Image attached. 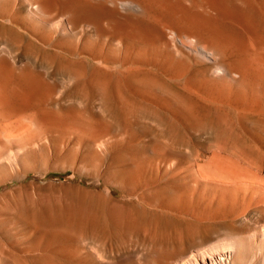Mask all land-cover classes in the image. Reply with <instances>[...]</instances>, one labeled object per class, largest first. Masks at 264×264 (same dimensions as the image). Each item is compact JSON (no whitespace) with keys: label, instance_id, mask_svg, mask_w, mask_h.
Returning a JSON list of instances; mask_svg holds the SVG:
<instances>
[{"label":"rangeland","instance_id":"1","mask_svg":"<svg viewBox=\"0 0 264 264\" xmlns=\"http://www.w3.org/2000/svg\"><path fill=\"white\" fill-rule=\"evenodd\" d=\"M135 2L0 0V109L18 127L0 150L20 148L17 177L0 176L12 264H172L262 240L264 193L216 167L264 184V0Z\"/></svg>","mask_w":264,"mask_h":264},{"label":"bare ground","instance_id":"2","mask_svg":"<svg viewBox=\"0 0 264 264\" xmlns=\"http://www.w3.org/2000/svg\"><path fill=\"white\" fill-rule=\"evenodd\" d=\"M124 1L125 3H129V4H133L134 6H136V2L135 0H122ZM172 1V0H171ZM113 2V1H112ZM142 3V2H141ZM26 4V3H25ZM136 4V5H135ZM150 4V3H149ZM225 4V2H224ZM125 5V4H124ZM132 5V6H133ZM130 6V5H129ZM145 6V5H144ZM155 6V5H154ZM126 7V6H125ZM146 7V6H145ZM174 7V6H173ZM148 9V8H147ZM141 10V9H139ZM29 11V10H28ZM52 11V7L48 4V5H42L41 4V12L43 14V16H47L51 13ZM254 11V10H253ZM139 12V11H138ZM134 14V13H133ZM136 14V13H135ZM177 14V13H176ZM28 15L34 19L37 24L40 23V25L47 28H49L50 30H54V32H66L68 33V31L71 32V30L73 29V27L69 26L66 21L64 19H59L57 21H50V20H47L46 18H36L31 12H28ZM145 15V14H144ZM151 16V15H150ZM29 17V18H30ZM176 18V17H175ZM153 19V18H152ZM161 20V19H160ZM149 21V19H148ZM153 21V20H152ZM157 21V20H156ZM173 21V20H172ZM264 21V20H263ZM158 22V21H157ZM160 22V21H159ZM152 23V22H151ZM170 23V22H169ZM118 24V23H117ZM124 24V23H123ZM137 26V25H136ZM170 26V25H169ZM165 27V25H164ZM167 27V26H166ZM220 27V26H219ZM223 27V26H222ZM175 28V27H174ZM194 28V27H193ZM203 28V27H202ZM40 29V28H39ZM48 29V30H49ZM95 29V28H94ZM119 29V28H118ZM166 29V28H165ZM170 29V28H169ZM210 29V28H209ZM215 29V28H214ZM81 30V29H80ZM193 31V30H192ZM212 31V30H211ZM214 31V30H213ZM73 32V31H72ZM174 34V33H173ZM215 35V34H214ZM200 36V35H199ZM143 37V36H142ZM189 36L187 35H184L182 37V39H180L181 41L180 42H185L186 40V43H187V39H188ZM214 37V36H213ZM170 38V37H169ZM174 38V37H173ZM215 39V38H214ZM38 40V39H37ZM229 40V39H228ZM120 41V40H119ZM118 41V42H119ZM172 41V40H171ZM133 42V41H132ZM194 42V41H193ZM134 43V42H133ZM217 43V42H216ZM121 44V43H120ZM181 44H184V43H181ZM212 44V43H211ZM220 44V43H219ZM172 45V44H171ZM187 45V44H186ZM185 45V46H186ZM145 46V45H144ZM183 46V45H182ZM188 46V45H187ZM189 46L190 47H187L189 48L190 50L194 51L195 53H198L200 54L202 57L204 58H210V52H207L205 49H206V46L204 48V45L203 47L200 46V45H193L192 46V43L189 42ZM176 49V48H175ZM182 51V50H181ZM177 52V51H176ZM189 52V50H188ZM213 52V51H212ZM197 57V56H196ZM251 61V58L249 59ZM248 60V61H249ZM142 63V62H141ZM183 64V63H182ZM2 66V65H1ZM136 68V67H135ZM220 68V66H216V69ZM132 70V69H131ZM130 71V70H129ZM134 71V70H133ZM134 73V72H133ZM218 73V72H217ZM71 74V73H70ZM128 74V73H127ZM137 74V73H136ZM135 75V73H134ZM221 76V75H220ZM131 77V76H130ZM137 77H138V74H137ZM143 77V76H142ZM142 80V78H141ZM99 82V81H98ZM96 82V83H98ZM10 84V83H9ZM41 85V84H40ZM53 85V84H52ZM99 85V84H98ZM42 86V85H41ZM48 86V85H47ZM7 88V87H6ZM25 90V89H24ZM83 91V89H82ZM39 92V91H38ZM45 94V93H44ZM2 95V94H1ZM9 96V95H8ZM29 98V97H28ZM25 99V98H24ZM23 99V100H24ZM15 100V99H14ZM18 100V99H17ZM59 101V100H58ZM23 102V101H22ZM30 104V103H29ZM16 105V104H15ZM25 105V103H24ZM28 105V104H27ZM37 105H39L37 103ZM24 108V107H23ZM32 108V107H31ZM30 108V109H31ZM42 108V107H41ZM40 108V109H41ZM260 108V107H259ZM34 109V107H33ZM47 109V108H46ZM261 109V108H260ZM259 109V110H260ZM27 110V109H26ZM254 111V110H253ZM252 111V112H253ZM264 111V110H263ZM55 112V111H54ZM8 113V111H7ZM5 111L1 110L0 109V142L1 140L3 141V139H8L10 141L9 138L11 137H14L18 134H16V130L17 129L14 127V125H12V123H14V121H16V119L14 121L10 120V117L8 114H7ZM15 113V112H14ZM33 113V112H32ZM49 113V112H48ZM62 112H60L61 114ZM254 113V112H253ZM263 113V112H262ZM46 114V113H45ZM26 115V114H24ZM32 115V114H30ZM29 115V116H30ZM79 115V114H78ZM28 116V117H29ZM57 116V114H56ZM62 116V115H61ZM59 115V117H61ZM27 117V116H26ZM25 117V118H26ZM27 117V118H28ZM33 117V115H32ZM52 117V116H51ZM79 117V116H78ZM20 118V117H19ZM22 118H23V115H22ZM42 118V117H40ZM66 118V117H65ZM64 118V119H65ZM259 118V117H258ZM257 118V119H258ZM21 119V118H20ZM32 121H33V118H31ZM36 119V118H35ZM60 119V118H59ZM261 119V118H259ZM19 120V119H18ZM17 120V122H19ZM12 121V122H10ZM24 121V120H23ZM21 122V121H20ZM29 123V121H26ZM74 122V121H73ZM27 123V126H29V124ZM38 123V122H37ZM54 123V122H53ZM62 123V122H61ZM18 124V123H17ZM22 124V123H21ZM20 124V125H21ZM24 124H25V121H24ZM46 124V123H45ZM44 124V125H45ZM39 125V123H38ZM31 126V125H30ZM66 126V125H65ZM23 127V126H22ZM37 127V126H36ZM41 127V126H40ZM34 128V127H33ZM50 128V127H49ZM41 129V128H40ZM39 129V130H40ZM24 130V129H23ZM26 130V129H25ZM24 130V132H25ZM32 130V128H31ZM38 130V129H37ZM48 130V129H47ZM52 130V129H51ZM58 130V129H57ZM74 130V129H73ZM84 130V129H83ZM33 131V130H32ZM18 132V131H17ZM41 132V131H40ZM37 131V133H40ZM19 133V132H18ZM21 133V132H20ZM30 133V131H29ZM44 133V132H43ZM15 134V135H14ZM22 134V133H21ZM26 133H24L23 136H25ZM31 134V133H30ZM35 134V133H33ZM20 135V134H19ZM36 135V134H35ZM34 135V136H35ZM27 136V135H26ZM43 136V135H42ZM46 136V135H45ZM33 137V136H32ZM28 138V137H27ZM12 139V138H11ZM14 140H18L17 138H13ZM23 139V137H22ZM30 139V137H29ZM28 139V140H29ZM24 140V139H23ZM25 140H27L25 138ZM31 140V139H30ZM35 140V139H34ZM42 140V139H41ZM6 141V140H5ZM4 142V141H3ZM23 142V141H22ZM21 142V143H22ZM2 143V142H1ZM19 143V141H18ZM6 144V142H5ZM11 144V142H10ZM20 144V143H19ZM18 145V144H17ZM7 146V145H6ZM11 146V145H10ZM16 146V145H15ZM3 147V145H2ZM1 147V148H2ZM35 147V146H34ZM27 148V147H26ZM4 150V149H3ZM0 150V173H2L0 176H3V175H6L4 176L3 179H5L6 177H10L12 174H14L16 171H17V168L19 166V153H20V148L17 147L13 150V148H11V151L10 149L9 150ZM27 156V155H26ZM212 161V160H211ZM218 162V161H217ZM220 162V161H219ZM224 162V161H223ZM229 163V162H228ZM238 163V162H237ZM216 164H219V163H216ZM221 164H222V161H221ZM239 164V163H238ZM211 166V165H210ZM216 166V165H215ZM214 166V167H215ZM247 166V165H246ZM250 166V165H249ZM209 167V166H208ZM20 168V167H19ZM217 171L219 172V177H223L224 181H222L223 183L226 181L228 182L229 184L231 185H235L237 186L236 184H243V186H254V187H257L258 189L261 190V192L264 193V184L259 182V179L257 178L258 175L255 174V173H252L251 172H248V171H241V170H245L244 168L242 169L241 167V170H230V169H226V168H219V166L217 165ZM211 169V168H210ZM247 169V168H246ZM20 171V170H19ZM18 171V172H19ZM209 171V170H208ZM17 172V173H18ZM216 172V170H215ZM207 173V172H206ZM16 174V173H15ZM14 174L15 177H17L16 175ZM201 174V173H200ZM209 174V173H208ZM213 174V173H211ZM216 174V173H215ZM214 174V175H215ZM257 175V176H256ZM12 177V176H11ZM10 177V178H11ZM215 177V176H214ZM6 178V179H7ZM262 178V177H261ZM215 179V178H214ZM217 179V178H216ZM0 181L1 183L3 181ZM219 180V179H217ZM213 181V180H212ZM218 182V181H217ZM219 183V182H218ZM226 184V183H225ZM227 185V184H226ZM242 186V187H243ZM252 188V187H250ZM245 190V189H244ZM239 193V192H238ZM260 193V192H259ZM258 193V194H259ZM255 194H256V190H255ZM228 195V194H227ZM225 196V195H224ZM226 197V196H225ZM233 197V196H232ZM246 197V196H245ZM226 199V198H225ZM263 199V198H262ZM235 200V199H234ZM249 206V205H248ZM16 212V209L14 210V208L10 205V207L7 205L6 206H3V207H0V218H6V220L8 219L9 221L8 222H11L14 215H15V212ZM242 214V213H241ZM244 214V213H243ZM16 218V217H15ZM5 220V221H6ZM11 220V221H10ZM13 220H16V219H13ZM13 222V221H12ZM8 224V223H7ZM10 224V223H9ZM13 228V227H12ZM2 231V230H1ZM26 233V232H25ZM232 236V235H231ZM256 236V235H255ZM259 236V235H258ZM257 236V237H258ZM4 237V236H3ZM257 239V238H256ZM261 241H257V243H254L252 242H246L241 240L239 237H225L224 239L222 238V241L220 240V242L218 241V243L215 242V244H212L210 246H207L206 249H203V250H197L195 251L194 254H192L191 256H189L188 258L186 257V259H175L172 261V264H249L250 261L249 259H244V256L247 255V256H250L248 255V253L254 249V250H257V251H260L261 252V257H262V260H261V264H264V231L261 233ZM101 242V241H100ZM244 242V243H243ZM8 243L9 242H1L0 241V264L1 263H6V264H12V261L14 263V258L11 259L12 257L8 256V253H9V249H8ZM10 244V243H9ZM245 244V245H244ZM256 244V245H255ZM12 246V244H10ZM32 245V244H31ZM60 245V244H59ZM86 246V245H85ZM15 247V246H14ZM95 250V249H94ZM253 250V252H254ZM86 251V250H85ZM49 252V251H48ZM93 252V251H92ZM194 252V251H193ZM256 252V251H255ZM15 253V252H14ZM252 253V252H251ZM11 254V253H10ZM31 254V253H30ZM41 254V253H40ZM14 255V254H13ZM28 255V253H27ZM51 256V254H50ZM55 256V255H54ZM52 256V257H54ZM51 257V258H52ZM57 258V257H55ZM59 258V257H58ZM183 258V257H182ZM94 259V258H93ZM64 260V259H63ZM24 261V260H23ZM52 261V260H51ZM99 261V260H98ZM26 262V261H25ZM82 262V261H81ZM32 263V262H31ZM56 264V263H55Z\"/></svg>","mask_w":264,"mask_h":264}]
</instances>
